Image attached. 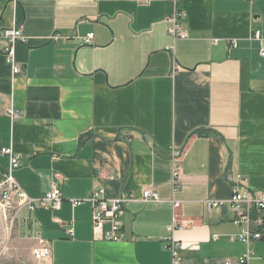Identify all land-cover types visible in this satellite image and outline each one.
I'll return each mask as SVG.
<instances>
[{"label":"crops","instance_id":"obj_1","mask_svg":"<svg viewBox=\"0 0 264 264\" xmlns=\"http://www.w3.org/2000/svg\"><path fill=\"white\" fill-rule=\"evenodd\" d=\"M176 12L185 38L167 32ZM10 27L25 40L13 73L0 34V148L19 155L30 197L55 185L63 199L22 212L0 264L28 263L35 234L45 264H172L166 237L180 264H264V238L238 240L228 204L235 187L264 193V0H0ZM146 187L157 200H142ZM98 188L131 197L120 241L95 238L91 204L71 203ZM174 201L189 227L171 232Z\"/></svg>","mask_w":264,"mask_h":264},{"label":"built area","instance_id":"obj_2","mask_svg":"<svg viewBox=\"0 0 264 264\" xmlns=\"http://www.w3.org/2000/svg\"><path fill=\"white\" fill-rule=\"evenodd\" d=\"M180 14L174 13L168 18L171 26L167 29L168 34L173 38H185L186 31L183 30L177 22V17ZM2 37L6 40V45L2 48L3 55L7 63L12 66L13 73H17L18 66L15 64V50L14 43L24 41L25 37L20 28L10 27L0 32ZM93 38V33H88L83 37V43L89 44ZM253 38L261 40L259 31L253 32ZM215 42V41H213ZM232 46H236L233 42ZM261 55L264 56V46L260 49ZM7 115L12 119L18 117V113L12 109L7 110ZM7 154L10 157L9 165L0 179V257L7 254L9 251V243L13 229L21 218L24 211H34L37 207H59L62 201V194L60 190L52 185L50 189L40 198L30 197L16 182L13 172L19 167V155L15 154L11 148H0V155ZM179 157V155L177 154ZM172 166L173 181L179 175V164L177 159ZM143 201H155L158 199L157 193L153 188L146 187L142 191L141 196ZM131 197L127 195H120L114 199H108L103 194V189L98 188L91 191L86 199L71 200L72 205L76 206L83 202L91 204V224L92 232L95 238L107 241H120L123 238L121 232L120 217L123 214L124 207L129 203ZM208 206L217 207L223 202L210 201ZM228 204L235 212L234 220L240 225H245L237 236V239L245 243H250L252 240L264 238V217L256 216L253 213L255 210H264V193L253 192L249 190L241 191L238 188L233 189V193L228 201ZM245 205V209L241 211L240 205ZM173 213L172 221L167 226L168 231L184 230L189 227V222L179 220L176 209L179 207V202L172 203ZM70 234V231H69ZM37 245L31 250L30 261L26 264H45L50 260L51 250L48 242L39 234H35ZM167 244L166 248L171 252L172 264H180L179 249L180 244L173 238H165ZM248 255H243L236 261L226 260L224 264H247Z\"/></svg>","mask_w":264,"mask_h":264},{"label":"bare ground","instance_id":"obj_3","mask_svg":"<svg viewBox=\"0 0 264 264\" xmlns=\"http://www.w3.org/2000/svg\"><path fill=\"white\" fill-rule=\"evenodd\" d=\"M209 207V206H208ZM210 208V207H209ZM253 211V213L256 215V216H260V217H264V210H255V209H253L252 210Z\"/></svg>","mask_w":264,"mask_h":264},{"label":"trees","instance_id":"obj_4","mask_svg":"<svg viewBox=\"0 0 264 264\" xmlns=\"http://www.w3.org/2000/svg\"><path fill=\"white\" fill-rule=\"evenodd\" d=\"M262 229L264 230V224H263V227H262Z\"/></svg>","mask_w":264,"mask_h":264}]
</instances>
